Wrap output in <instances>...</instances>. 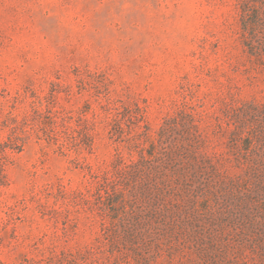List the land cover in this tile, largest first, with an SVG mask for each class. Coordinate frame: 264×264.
<instances>
[{
    "label": "rangeland",
    "instance_id": "rangeland-1",
    "mask_svg": "<svg viewBox=\"0 0 264 264\" xmlns=\"http://www.w3.org/2000/svg\"><path fill=\"white\" fill-rule=\"evenodd\" d=\"M243 2L0 0V264H264Z\"/></svg>",
    "mask_w": 264,
    "mask_h": 264
},
{
    "label": "trees",
    "instance_id": "trees-1",
    "mask_svg": "<svg viewBox=\"0 0 264 264\" xmlns=\"http://www.w3.org/2000/svg\"><path fill=\"white\" fill-rule=\"evenodd\" d=\"M241 17H242L241 19L242 20L241 21L242 31L247 34L249 32L250 26L252 25V19H251L252 13H251V6L249 3V0H246V2L245 3L243 2L242 4ZM55 124H56V120L53 119L52 125L54 126ZM52 132H53L52 137L55 138V140H58V142H60V146H63L65 141L64 140L61 141L58 132L55 130H52ZM74 133L78 134L77 139H79V141L76 144L77 146L88 147V148L91 147V139H90L91 135L89 132L74 129ZM8 146L10 145L9 144L4 145L3 148H6Z\"/></svg>",
    "mask_w": 264,
    "mask_h": 264
}]
</instances>
